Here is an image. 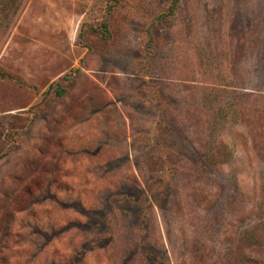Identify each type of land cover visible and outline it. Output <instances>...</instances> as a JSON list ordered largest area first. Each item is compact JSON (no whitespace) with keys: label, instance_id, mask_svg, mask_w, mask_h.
Masks as SVG:
<instances>
[{"label":"rangeland","instance_id":"374dc122","mask_svg":"<svg viewBox=\"0 0 264 264\" xmlns=\"http://www.w3.org/2000/svg\"><path fill=\"white\" fill-rule=\"evenodd\" d=\"M18 2L0 264H264V0Z\"/></svg>","mask_w":264,"mask_h":264},{"label":"trees","instance_id":"16d2710c","mask_svg":"<svg viewBox=\"0 0 264 264\" xmlns=\"http://www.w3.org/2000/svg\"><path fill=\"white\" fill-rule=\"evenodd\" d=\"M16 3H19L18 0H0V21L6 19V17L9 14V12L11 11V9L13 7H15ZM57 86L60 87V85H57ZM211 123H212V121H211ZM254 245L255 246H260L257 243H254ZM241 263L244 264L243 261ZM246 263H247V261H245V264Z\"/></svg>","mask_w":264,"mask_h":264}]
</instances>
